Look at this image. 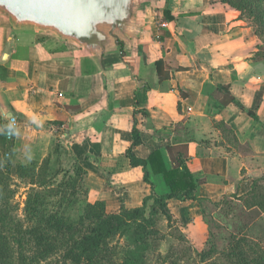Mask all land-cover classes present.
Masks as SVG:
<instances>
[{
    "label": "crops",
    "instance_id": "0c3cea01",
    "mask_svg": "<svg viewBox=\"0 0 264 264\" xmlns=\"http://www.w3.org/2000/svg\"><path fill=\"white\" fill-rule=\"evenodd\" d=\"M145 5L137 47H128L126 56H107L104 69L54 33L0 23L2 83L19 120L15 149L25 157L38 144L61 143L87 171L89 201L118 212L122 204L141 206L152 190L126 152L133 127L142 140L133 146L135 155L148 159L161 149L168 168V147L187 143V164L204 178L198 190L204 200L171 199L169 207L192 239L207 228L208 204L246 195L264 175V60L255 58L261 40L221 0ZM159 60L168 78H160ZM224 85L238 102L224 103L229 93L218 88Z\"/></svg>",
    "mask_w": 264,
    "mask_h": 264
},
{
    "label": "trees",
    "instance_id": "16d2710c",
    "mask_svg": "<svg viewBox=\"0 0 264 264\" xmlns=\"http://www.w3.org/2000/svg\"><path fill=\"white\" fill-rule=\"evenodd\" d=\"M221 1L238 10L254 28L261 40L255 58L264 60V0ZM170 13L165 16L171 17ZM164 64L163 60L156 62L161 79L169 77ZM3 77L0 67L2 81ZM218 88L229 93L225 104L238 102L228 86ZM0 128V264H264V244L248 233L253 224L229 228L224 246L218 244L209 227L206 246L194 249L186 260L172 251L160 253L166 237L159 228L162 222L177 239L191 240L178 226L169 200H204L198 197L204 178H196L187 164V143L168 147L172 164L168 168L161 149L153 151L148 159L135 155L133 146L142 140L133 127L134 141L126 152L133 166L143 168L144 180L152 190L141 206L128 208L122 204L118 212H108L104 201H89L87 171L65 146L56 143L42 159L22 162L17 159L14 137H7L6 118H0ZM158 175L162 177L158 179ZM13 176L29 187L24 217L17 213ZM234 198L256 222L264 213V175L254 179L246 195Z\"/></svg>",
    "mask_w": 264,
    "mask_h": 264
},
{
    "label": "water",
    "instance_id": "95a60500",
    "mask_svg": "<svg viewBox=\"0 0 264 264\" xmlns=\"http://www.w3.org/2000/svg\"><path fill=\"white\" fill-rule=\"evenodd\" d=\"M146 1L0 0V14L15 28L44 30L77 44L104 69L107 56L139 43ZM15 115L0 78V118Z\"/></svg>",
    "mask_w": 264,
    "mask_h": 264
},
{
    "label": "rangeland",
    "instance_id": "374dc122",
    "mask_svg": "<svg viewBox=\"0 0 264 264\" xmlns=\"http://www.w3.org/2000/svg\"><path fill=\"white\" fill-rule=\"evenodd\" d=\"M0 23L6 27H9L11 25V23L1 14ZM39 31H42L40 33H44L46 35L49 34V32H45L44 30ZM54 146L55 143L52 145L51 143H45L42 145L38 144L37 148L33 147L31 153L28 156L23 157L21 155H18L17 159L22 162L40 160L44 155L49 154L54 149ZM11 183L17 190L14 198L15 203L18 205L17 213L20 217H24L23 211L29 187L25 185V183H23L17 176H13ZM243 207L244 205L241 201L239 202L238 200L230 197L221 199L220 205L208 204V209L206 211L208 215L206 219L208 224H206L207 226H204L207 228H204V230L198 234V237H192L190 241H182L171 235L167 223L162 222L159 228L162 230L166 237L161 241V245L159 248L160 253L167 254L169 251H172L175 256L182 257L186 260L189 255L193 253L194 249L196 250L197 247L206 246V236H208L207 233L209 227H211L215 232L218 244L220 246L226 245V237L229 234V228L233 226L236 227L237 225L240 226L244 223V220L248 221L249 217L253 216L252 213L246 211L248 209L245 210ZM247 213H250L252 215H248L247 217ZM244 214L246 216H244ZM232 219H236V221H232ZM203 233H205V237H201V234ZM248 233L252 234L253 237L264 244V218L257 225H254ZM120 243H123V241H121Z\"/></svg>",
    "mask_w": 264,
    "mask_h": 264
},
{
    "label": "built area",
    "instance_id": "2783aa9c",
    "mask_svg": "<svg viewBox=\"0 0 264 264\" xmlns=\"http://www.w3.org/2000/svg\"><path fill=\"white\" fill-rule=\"evenodd\" d=\"M168 22L166 20H162L161 18L159 19V25L161 27H165L167 26ZM7 122H8V131H7V137L8 138H13L15 137L17 128L19 126V120L18 118L15 117H10V118H6Z\"/></svg>",
    "mask_w": 264,
    "mask_h": 264
},
{
    "label": "flooded vegetation",
    "instance_id": "af4514ba",
    "mask_svg": "<svg viewBox=\"0 0 264 264\" xmlns=\"http://www.w3.org/2000/svg\"><path fill=\"white\" fill-rule=\"evenodd\" d=\"M128 53L127 48H124V46L122 47V53L121 56H126V54Z\"/></svg>",
    "mask_w": 264,
    "mask_h": 264
}]
</instances>
